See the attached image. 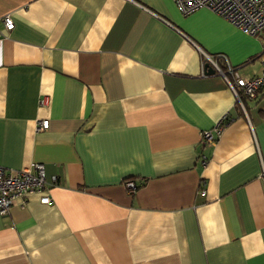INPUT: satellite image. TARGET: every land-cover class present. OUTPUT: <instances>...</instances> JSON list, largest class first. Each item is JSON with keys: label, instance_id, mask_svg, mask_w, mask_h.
I'll return each mask as SVG.
<instances>
[{"label": "crops", "instance_id": "crops-1", "mask_svg": "<svg viewBox=\"0 0 264 264\" xmlns=\"http://www.w3.org/2000/svg\"><path fill=\"white\" fill-rule=\"evenodd\" d=\"M6 15L0 166L56 181L51 204L0 216V264H264V88L241 107L201 54L259 76L264 31L172 0H0Z\"/></svg>", "mask_w": 264, "mask_h": 264}, {"label": "built area", "instance_id": "built-area-1", "mask_svg": "<svg viewBox=\"0 0 264 264\" xmlns=\"http://www.w3.org/2000/svg\"><path fill=\"white\" fill-rule=\"evenodd\" d=\"M182 16H189L200 9H206L223 18L232 26L251 37H257L264 31V0H172ZM14 29V24L9 15L0 18V40L6 38V34ZM203 70L207 65L211 66L219 76L223 78L227 87L232 92L235 101L242 107V100H253L260 90L264 88V59H261V74L251 78L239 76L237 70L232 68L224 55H208L201 52ZM218 59L225 66L220 69ZM42 106L47 104V98L40 102ZM227 119L223 117L212 131H204L201 134V143L204 145L215 142L214 135H219ZM49 127L48 120L38 122L37 131H45ZM31 169L18 171L7 170L0 166V216L5 215L18 199H23L30 194H40V204L49 205L52 202L48 190L56 181L55 177L46 180L44 166L35 164ZM125 187L135 191L133 182H125Z\"/></svg>", "mask_w": 264, "mask_h": 264}, {"label": "trees", "instance_id": "trees-1", "mask_svg": "<svg viewBox=\"0 0 264 264\" xmlns=\"http://www.w3.org/2000/svg\"><path fill=\"white\" fill-rule=\"evenodd\" d=\"M222 63H223V61L218 59V64H220V66H221ZM220 69L221 70H224V66H221ZM204 74L206 76L218 75L217 72L211 66H209V65H207V67L205 68Z\"/></svg>", "mask_w": 264, "mask_h": 264}]
</instances>
